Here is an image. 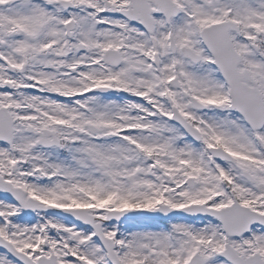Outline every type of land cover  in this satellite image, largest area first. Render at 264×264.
Instances as JSON below:
<instances>
[{
	"label": "snow or ice",
	"instance_id": "snow-or-ice-1",
	"mask_svg": "<svg viewBox=\"0 0 264 264\" xmlns=\"http://www.w3.org/2000/svg\"><path fill=\"white\" fill-rule=\"evenodd\" d=\"M0 264H264V0H0Z\"/></svg>",
	"mask_w": 264,
	"mask_h": 264
}]
</instances>
